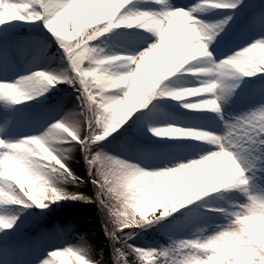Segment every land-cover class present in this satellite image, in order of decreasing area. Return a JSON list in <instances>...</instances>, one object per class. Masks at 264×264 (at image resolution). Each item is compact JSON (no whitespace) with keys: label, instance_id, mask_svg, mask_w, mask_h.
Listing matches in <instances>:
<instances>
[{"label":"snow or ice","instance_id":"6c2138e0","mask_svg":"<svg viewBox=\"0 0 264 264\" xmlns=\"http://www.w3.org/2000/svg\"><path fill=\"white\" fill-rule=\"evenodd\" d=\"M210 9L230 14L209 26L200 16ZM238 12L241 34L245 39L253 34L251 42L218 53L225 57L218 63H193L209 55L208 28L213 29L209 41L221 47V34ZM16 22H42L51 36L18 35ZM89 23L98 26L84 31ZM137 26L157 38L148 42L143 37L144 46L132 55L107 53L96 43ZM53 43L68 70L36 68L0 79V204L25 209H48L62 200L98 204L111 252L101 249L94 259L86 234L74 244L66 242L74 231L68 222L43 228L26 242L47 244L36 264H56L53 258L64 256L79 264H264V196L256 194L253 180L256 162L264 173V81L243 101L246 109L224 121L220 135L195 123L180 126L176 121H194L195 111L177 115L164 99L174 98L188 110L214 111L223 120L222 109L243 79L264 74V5L245 0H197L187 7L172 0H0V71L22 59L28 46L38 45L47 54ZM191 73L203 76L183 82ZM227 77L235 82L225 85ZM58 84L75 89L79 108L65 110L42 132L12 139L8 131L19 123L15 106ZM75 151L83 158L94 196L62 186L86 183L69 164ZM226 187L244 197L231 210H204L195 203ZM217 215L226 222L216 223ZM19 219L15 212L0 215V255L5 245L16 246L7 239L9 230L36 228L35 222L19 225ZM151 228L168 243L141 247L131 242Z\"/></svg>","mask_w":264,"mask_h":264},{"label":"rangeland","instance_id":"374dc122","mask_svg":"<svg viewBox=\"0 0 264 264\" xmlns=\"http://www.w3.org/2000/svg\"><path fill=\"white\" fill-rule=\"evenodd\" d=\"M197 0H172V3L176 6L187 7L190 4L196 3ZM246 4L251 5H264V0H245ZM130 7H135L130 6ZM230 10L222 9H210L204 12L200 19H202L205 24L211 26L215 22L224 18V16L229 15ZM241 13H236L234 20L229 22V26L226 27L225 32L221 34L223 38V44L221 47L217 48L213 46V43L209 41V37H212L213 29L211 27L205 33L204 42L206 43L207 52L209 55L197 58V61L193 63L200 62L205 65H209L210 61L218 63L221 59L225 57L219 55L220 52L227 53L230 46L231 51H238L239 48L234 47L237 43L241 46L243 43H250L253 34H249L247 38L241 34L242 24L240 23ZM236 23V27L233 28L232 24ZM21 31L20 34L35 33L36 37L44 38L50 37L51 34L43 26V23L38 24H25L24 22H16ZM98 25L87 24L83 26L84 31H89L91 27ZM73 31L75 30L73 26ZM18 33V34H19ZM143 37H147L148 42L155 40L157 37L140 27H133L131 29L121 28L116 30L114 33L106 34L101 37L96 43L100 48H103L107 53H120L121 55H132L141 50L144 46L140 43ZM215 38H213L214 41ZM55 44V43H53ZM56 45V44H55ZM57 46V45H56ZM7 47V44L5 45ZM59 47V46H58ZM24 51L22 59H17L14 66L10 67L7 72L0 71V79H14L16 75L26 73L28 71H33L36 68H44L46 70L59 73L62 70H68L69 65L63 52L61 55H51L48 51L44 54L43 51L39 50L38 45H30ZM197 75L203 76V74L191 73L184 78L183 82L195 81ZM212 75H215L213 73ZM261 81H264V74L260 78L256 77H245L243 81L239 84L234 95L231 96L229 102L224 105L222 112L224 119L221 120L220 116L209 110H188L181 106L180 102H177L174 98L166 97L164 98L169 105L171 112L181 115L188 113L190 111H195L196 119L189 121H176L180 126L188 127L190 124L195 123L198 127H202L214 134L220 135L224 131V121H230L232 117L239 114L241 111L246 109V105L243 101L252 94L255 88L259 87ZM234 79L227 77L224 79L225 85H230L234 83ZM219 91V90H218ZM186 99H194L188 97ZM155 102V101H153ZM73 105L75 109L79 108L78 93L69 84H58L56 87L51 88L43 96L37 97L34 100L28 101L22 105H16L13 111L19 117V123L8 131V135L12 139H18L22 136L37 134L44 131L50 124L58 120L61 115H63L65 110ZM3 108L0 107V112ZM179 140H187V138H172ZM193 143H204L191 140ZM106 151H113L112 146H106ZM195 155V154H191ZM188 156L180 157L179 160H186ZM38 159H42L38 157ZM257 163V169H253L256 175L253 180L256 181L257 187L254 189L257 195L264 196V173L258 171L259 162ZM70 166L79 174L84 177L86 183L79 186L65 184L63 187L72 190L88 193L90 195H95V188L92 185L91 179L87 176V168L84 164L81 154L76 151V159L69 161ZM161 167L163 165H160ZM251 174V173H249ZM9 183L16 184V180H8V177H4ZM19 187V185H17ZM28 187L27 182L25 183V188ZM39 195V193H37ZM244 197L241 195L239 189H234L231 187H226L219 190L217 193L209 194V196L203 197L200 201L195 202L198 205H203L204 210H211L213 208H225L231 210L232 206L237 202H243ZM10 212H15L19 214L18 224L23 226L29 222H35V229H23L22 227L17 228L16 231H11L8 241L14 243L16 246L11 247L5 245L3 249V254L0 255V264H36V260L40 258V253L43 249L47 247V244L35 245L34 243H26L31 241V237L38 234V232L43 228H51L56 224H65L71 222L74 225V231L69 233L67 241L71 244L76 243L77 239L81 234H86L89 243L94 248V259L100 258V250L104 249L106 241H108L107 236L104 234V227L95 224L94 219L100 216L99 205L89 204L81 201L73 200H62L55 204L50 205L48 209L39 208H22V206H15L10 204H0V215L7 216ZM50 213H56L54 216H50ZM39 217V219H37ZM224 217H222L223 219ZM220 223H225L224 220ZM201 227H206L201 225ZM211 231V229H208ZM191 233H189L190 235ZM166 239L167 237L164 236ZM109 242V241H108ZM136 243L141 247H155L152 241H150L145 235L139 234L133 237L131 241ZM56 264H61V261H69V264H79L74 257H54ZM151 261V260H149Z\"/></svg>","mask_w":264,"mask_h":264},{"label":"trees","instance_id":"16d2710c","mask_svg":"<svg viewBox=\"0 0 264 264\" xmlns=\"http://www.w3.org/2000/svg\"><path fill=\"white\" fill-rule=\"evenodd\" d=\"M30 35H34V34H30ZM51 55H61V50L59 48H57L55 45H52L51 49L49 50ZM54 214L56 213H50V216H54ZM222 215H217L216 218V223H220L222 222V220L225 221V218L222 219ZM95 224H98L99 226H103L104 227V223H103V219L101 217V215L94 219ZM128 231V230H126ZM139 231V230H138ZM139 234H143L145 235V237H147L150 241L153 242V244L155 245V247H159L161 244H167L168 240L160 234L159 230L157 228H151L148 229L146 231L143 232H139ZM104 251L106 255H109L111 252L110 249V243L108 241H106V245L104 247ZM129 259H133L132 257H130ZM161 260H163V258H161ZM146 264H151V261H147Z\"/></svg>","mask_w":264,"mask_h":264},{"label":"bare ground","instance_id":"6f19581e","mask_svg":"<svg viewBox=\"0 0 264 264\" xmlns=\"http://www.w3.org/2000/svg\"><path fill=\"white\" fill-rule=\"evenodd\" d=\"M228 78H229V77H228ZM69 109H75V108H74V106H73V105H71V106L69 107ZM190 125H191V124H190ZM187 140H192V138H187ZM75 159H76V151H75V152H73V159H72V160H73V162H74V160H75ZM72 160H71V161H72Z\"/></svg>","mask_w":264,"mask_h":264},{"label":"clouds","instance_id":"9594fccd","mask_svg":"<svg viewBox=\"0 0 264 264\" xmlns=\"http://www.w3.org/2000/svg\"><path fill=\"white\" fill-rule=\"evenodd\" d=\"M254 222H255V218L249 221V223H254Z\"/></svg>","mask_w":264,"mask_h":264}]
</instances>
